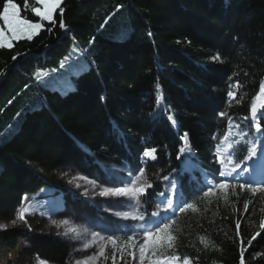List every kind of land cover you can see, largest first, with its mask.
Wrapping results in <instances>:
<instances>
[{
  "label": "trees",
  "instance_id": "obj_1",
  "mask_svg": "<svg viewBox=\"0 0 264 264\" xmlns=\"http://www.w3.org/2000/svg\"><path fill=\"white\" fill-rule=\"evenodd\" d=\"M13 2L21 18L43 27L0 48V215L45 188L75 213H97L28 164V153L98 174L126 164L143 170L146 221L165 177L176 176L179 209L156 225H169L161 236L175 237L173 247L161 241L149 260L163 253L191 264H264V184L240 187L259 169L215 154L230 124L264 140L255 127L264 132V108L257 104L255 122L251 111L264 85V0H63L55 24L32 13L33 0ZM153 148L155 159L144 158ZM235 163L237 178L228 179L222 167ZM186 204L196 210L181 212ZM115 239V248L130 242ZM19 242L49 264H66L67 249L53 234L0 231L7 250ZM110 256L108 246L107 264Z\"/></svg>",
  "mask_w": 264,
  "mask_h": 264
},
{
  "label": "rangeland",
  "instance_id": "obj_2",
  "mask_svg": "<svg viewBox=\"0 0 264 264\" xmlns=\"http://www.w3.org/2000/svg\"><path fill=\"white\" fill-rule=\"evenodd\" d=\"M33 2L35 7H39L36 0H33ZM18 10L20 14L19 7ZM2 24L3 21H0V25ZM78 66L79 62L76 60L75 68L77 69ZM59 90L62 91L63 89ZM172 124L175 127V123ZM249 133V130L248 132L240 131L235 128L234 124L230 125L225 135L227 139L224 137L228 143L226 152L221 151L223 139L219 146L221 150L216 152L217 155L224 157L229 149V144L243 140L245 138L243 134H247L246 139L251 143L252 138ZM144 157L152 159L150 156H145V154ZM255 157L259 162V155ZM25 159L28 164L43 171L53 181L62 185L79 201H89L97 210V213L93 217L75 213L63 201V197L58 191L45 188L32 196L24 197L21 205L11 215H0V224L6 225L5 228H0V231L8 228H18L29 233H51L59 238L67 249L66 264H76L77 261H81L82 264L84 261H88V264H107L105 254L108 246L111 250L110 263L108 264H152V260L147 258L148 251L145 253L144 260H140L139 246L144 242L145 231L154 233L158 220L165 218L174 211L178 193L175 175L167 178L163 183L162 198L156 202L152 212V214L157 213V215L153 216L151 214L150 219L145 221L141 213V197L144 192L137 194L136 197L113 194L101 195L104 189L141 186L145 189L146 184L140 169L133 170L126 164L109 165L105 168L104 174H98L82 172L74 165H61L52 158L46 156L41 158L32 153L26 154ZM228 172L230 175L232 174V171ZM80 177L86 179H80ZM90 181H95V184L90 183ZM173 184L175 188H173ZM169 201L171 206H169ZM24 207H29L25 219H16L17 212ZM124 213L128 215L125 216ZM120 222H126L127 224L123 225ZM73 228L76 229V232L69 231ZM93 233H99V235H93ZM118 235L126 236L128 239L130 236H134V238L140 236L142 242H137L133 247L126 245L125 248L118 247L114 249L108 237L117 238ZM102 246L104 247V255H98ZM24 247V244L19 242L17 247L10 251L0 243V264H49L35 256L34 253L25 252ZM94 256L96 257L95 260L89 259ZM161 261L162 264H168L166 260ZM177 264H183V262H177Z\"/></svg>",
  "mask_w": 264,
  "mask_h": 264
},
{
  "label": "snow or ice",
  "instance_id": "obj_3",
  "mask_svg": "<svg viewBox=\"0 0 264 264\" xmlns=\"http://www.w3.org/2000/svg\"><path fill=\"white\" fill-rule=\"evenodd\" d=\"M39 7L32 8V12L35 14V16L39 17L41 21H49L52 24H55L56 21L54 19V12L56 11L57 7H59L62 0H36ZM60 15L63 16V8H60ZM0 21H3V24L0 25V48L3 47H11V41L17 40L23 36H27V38L30 40L32 38V35L37 33L42 27L43 24L41 22H32L28 19L21 18L19 14V10L17 7V4L13 2V0H6V3L2 6V11H0ZM60 27L65 28V24L63 19L60 20ZM51 29H49L50 31ZM217 58H219V55H217ZM15 60L16 57H13ZM236 87H241L239 84V81L236 83ZM228 95L230 97L235 98L236 93L229 91ZM259 103L261 108H264V85L261 86L260 92L253 98L252 105H251V111L253 115V120L255 122L256 112H257V104ZM221 115H225V113H221ZM171 119V117H170ZM261 119H264V115L261 116ZM256 131L258 133H261L264 135V132L261 130V126L259 123L255 124ZM244 139L237 142L235 145L229 144L230 151L228 152V160L231 162L232 157L235 155L239 161H247L251 160L253 157L257 155V149H259L264 152V140H261L259 137H255L251 143H249L246 139L247 134H243ZM187 134H185V137ZM227 139V137H225ZM156 149L153 148L150 151L145 152V156H150L152 159H155V153ZM185 151L184 148L180 149V153L183 154ZM217 151L219 152V147L217 148ZM241 153H246V155H241ZM179 158V157H177ZM223 159H221V163H223ZM237 168H240V163L233 164L232 171L235 172ZM223 174V173H222ZM230 174V173H229ZM141 175H143V170H141ZM80 179H86L84 177H80ZM167 179V177H165ZM71 183V181H70ZM90 183L95 184V181H90ZM79 187V185H77ZM148 187H151V184L147 185ZM228 187L227 184L221 183L219 184V188L226 189ZM241 189L248 187L251 188L250 184H241ZM173 188H175V185L173 184ZM144 187H133V188H114V189H104L101 192V195H108L113 194L117 196H129V197H136L137 194L144 192ZM253 192L257 191L256 189H251ZM260 191H264V189H260ZM213 192V188H209L208 192L205 193V195H209ZM163 195V194H161ZM169 206H171V202L169 201ZM185 208H191L193 210H196L194 204H186L185 207L181 208L180 211L184 212ZM245 210H247V205H245ZM29 212V207H24L21 210L17 212L16 219L24 220L25 214ZM123 215L127 216V213H124ZM153 216H156L157 213H153ZM135 219V217H133ZM142 218V217H141ZM26 222V221H25ZM15 223V221H13ZM6 225L0 224V228H5ZM239 227V224H237V228ZM264 227V225H262ZM169 228L168 224L164 225V228H157L156 232L153 233L151 231H145L144 233V242L139 246V252H140V260L143 261L145 258V253L151 249L152 255L156 256V250L159 247H162L161 241H167V247L171 248L173 247L171 241L175 239L172 235H165L161 236V233H164L166 229ZM69 231L76 232V229H70ZM93 235H99V233H93ZM103 239V237H101ZM108 239L112 242L113 247L115 249L116 239L114 237H108ZM129 241L131 243H128V247H133L135 244V238L134 236L129 237ZM201 242L204 243V238L201 237ZM207 247V245H205ZM87 247V246H86ZM123 250V249H121ZM114 254V253H113ZM98 255H104V247L102 246L99 250ZM161 257H163L164 260L168 262V264H177L179 262L180 257L170 255V256H164L163 253H161ZM90 260H95L96 257L89 258ZM76 264H82L81 261H77ZM83 264H88V261H84ZM152 264H162L161 258H156L152 260ZM183 264H191L189 258L187 256L183 259ZM241 264H243V260H241Z\"/></svg>",
  "mask_w": 264,
  "mask_h": 264
},
{
  "label": "bare ground",
  "instance_id": "obj_4",
  "mask_svg": "<svg viewBox=\"0 0 264 264\" xmlns=\"http://www.w3.org/2000/svg\"><path fill=\"white\" fill-rule=\"evenodd\" d=\"M259 107V106H258ZM227 147H228V143L225 141V139H224V141H223V143H222V152H226V149H227ZM217 148V147H216ZM217 151H215V154L217 155V153H216ZM226 155H228V152H227V154ZM234 178H237V176H235ZM168 182V181H167Z\"/></svg>",
  "mask_w": 264,
  "mask_h": 264
}]
</instances>
